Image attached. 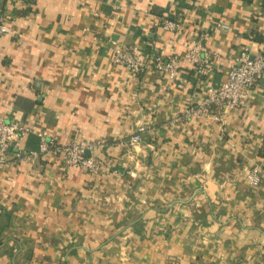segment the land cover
Returning <instances> with one entry per match:
<instances>
[{"label": "crops", "instance_id": "0c3cea01", "mask_svg": "<svg viewBox=\"0 0 264 264\" xmlns=\"http://www.w3.org/2000/svg\"><path fill=\"white\" fill-rule=\"evenodd\" d=\"M0 20V115L31 129L21 148L103 142L98 174L53 159L0 170V264H264V79L239 109L173 122L242 51H264V0H0ZM202 31L207 82L185 60L177 81L110 62V40L183 56Z\"/></svg>", "mask_w": 264, "mask_h": 264}, {"label": "built area", "instance_id": "2783aa9c", "mask_svg": "<svg viewBox=\"0 0 264 264\" xmlns=\"http://www.w3.org/2000/svg\"><path fill=\"white\" fill-rule=\"evenodd\" d=\"M161 26L164 31L174 35L180 34V21L163 18ZM214 29L227 30L228 26L223 22H215ZM9 33V29L0 20V37ZM209 32L199 33L198 40L183 54V56H164L162 54L144 55L135 46H121L113 40L108 41L107 49L111 53L112 65L126 68L133 76H140L147 69H152L161 78L169 81H177L179 64L182 60L189 63L190 69L196 78L210 80L213 73L209 65L208 51L204 41ZM264 79V51L250 56L244 50L232 62L226 78L218 88L207 87L204 96L196 103L191 101L183 107L173 119L177 124H186L190 119L206 114L230 113L241 108L248 99L251 91ZM144 131L140 128L131 136V143H139ZM31 132V129L16 121L5 119L0 115V170L12 164L14 161H35L36 159L57 160L64 168H74L90 174H98L101 163L94 157L97 147L103 146L102 141L89 142L80 140L68 145L57 143L54 138L39 134L37 151L26 152L22 143ZM88 153V155L86 154ZM247 181L253 188L259 184L258 168L254 167L247 175Z\"/></svg>", "mask_w": 264, "mask_h": 264}, {"label": "rangeland", "instance_id": "374dc122", "mask_svg": "<svg viewBox=\"0 0 264 264\" xmlns=\"http://www.w3.org/2000/svg\"><path fill=\"white\" fill-rule=\"evenodd\" d=\"M143 207H146V205H143ZM163 209H160V211L159 212H165L164 213V215L167 217V216H171V223H172V221H173V216L176 214V208L174 207H168V208H165L163 211H162ZM143 210H141L140 209V213H143L142 212ZM157 215H159V213L157 214ZM156 222V221H155ZM154 222V223H155ZM141 224H145L144 222H141ZM146 225V224H145ZM155 225V224H154ZM173 225L175 226H178L179 225V221H177V219L176 220H174V222H173ZM155 226H157V225H155Z\"/></svg>", "mask_w": 264, "mask_h": 264}, {"label": "trees", "instance_id": "16d2710c", "mask_svg": "<svg viewBox=\"0 0 264 264\" xmlns=\"http://www.w3.org/2000/svg\"><path fill=\"white\" fill-rule=\"evenodd\" d=\"M182 12V11H181ZM172 20H176V19H172Z\"/></svg>", "mask_w": 264, "mask_h": 264}, {"label": "water", "instance_id": "95a60500", "mask_svg": "<svg viewBox=\"0 0 264 264\" xmlns=\"http://www.w3.org/2000/svg\"><path fill=\"white\" fill-rule=\"evenodd\" d=\"M88 155V153H86Z\"/></svg>", "mask_w": 264, "mask_h": 264}]
</instances>
